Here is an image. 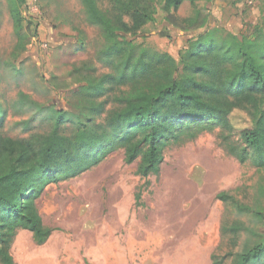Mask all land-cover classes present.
Masks as SVG:
<instances>
[{
    "label": "rangeland",
    "instance_id": "obj_1",
    "mask_svg": "<svg viewBox=\"0 0 264 264\" xmlns=\"http://www.w3.org/2000/svg\"><path fill=\"white\" fill-rule=\"evenodd\" d=\"M13 1L23 17L18 49ZM22 1L0 0V133L45 137L55 112L65 116L62 136L72 135L77 121L102 122L106 113H91L93 102L77 91L86 77L112 73L100 29L88 23L80 0ZM98 4L105 8L106 0ZM165 16L157 1L154 22L133 41L177 60L202 31L222 41L264 28V0L185 3L170 21ZM109 95L105 112L116 107ZM233 115L235 130L248 125L244 114ZM239 144L236 132L218 129L183 137L163 149L159 174L147 178L136 173L139 159L127 164L119 149L78 177L46 185L36 206L53 231L37 245L19 229L9 248L14 264H232L233 254L264 238V168L252 158L240 163L228 150Z\"/></svg>",
    "mask_w": 264,
    "mask_h": 264
},
{
    "label": "trees",
    "instance_id": "obj_2",
    "mask_svg": "<svg viewBox=\"0 0 264 264\" xmlns=\"http://www.w3.org/2000/svg\"><path fill=\"white\" fill-rule=\"evenodd\" d=\"M80 1L88 23L104 37L102 57L112 73L86 77L77 91L94 103L91 113L106 115L100 123L77 121L70 136L57 133L65 119L58 112L45 137L11 139L0 133V264H14L9 248L19 229L29 231L37 245L52 233L36 206L43 187L78 177L116 150H123L127 164L139 159L136 173L147 178L159 174L167 145L218 129L238 135L239 146L228 150L240 163L252 158L255 167L264 168V28L254 26L248 34H229L222 41L202 31L186 42L176 60L139 48L133 39L154 22L157 1L170 21L171 12L185 2L213 0H106L105 8L98 0ZM13 3L18 49L23 17ZM109 94L116 107L105 112L102 98ZM238 112L248 125L235 130L233 114ZM232 264H264V238L233 254Z\"/></svg>",
    "mask_w": 264,
    "mask_h": 264
},
{
    "label": "crops",
    "instance_id": "obj_3",
    "mask_svg": "<svg viewBox=\"0 0 264 264\" xmlns=\"http://www.w3.org/2000/svg\"><path fill=\"white\" fill-rule=\"evenodd\" d=\"M215 1H216V0H213L212 2L207 3V4L211 5V4H212L213 2H215ZM185 3H186V2H185ZM185 3H183V4H185ZM198 3H203V2H198ZM226 3H227V2H226ZM183 4H182V5H183ZM188 4H189V3H188ZM182 5H181V6H182ZM179 8H180V7H179Z\"/></svg>",
    "mask_w": 264,
    "mask_h": 264
}]
</instances>
